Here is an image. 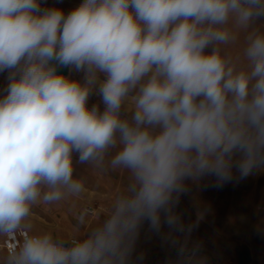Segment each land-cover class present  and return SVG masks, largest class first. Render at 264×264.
I'll return each instance as SVG.
<instances>
[{
	"label": "clouds",
	"instance_id": "obj_1",
	"mask_svg": "<svg viewBox=\"0 0 264 264\" xmlns=\"http://www.w3.org/2000/svg\"><path fill=\"white\" fill-rule=\"evenodd\" d=\"M5 72L0 239L78 196L76 164L127 180L97 222L26 231L0 264H144L142 235L205 264L182 195L264 172V0H0Z\"/></svg>",
	"mask_w": 264,
	"mask_h": 264
},
{
	"label": "rangeland",
	"instance_id": "obj_2",
	"mask_svg": "<svg viewBox=\"0 0 264 264\" xmlns=\"http://www.w3.org/2000/svg\"><path fill=\"white\" fill-rule=\"evenodd\" d=\"M82 0H44V6L57 7L65 13L77 7ZM234 51V49H233ZM68 75V74H67ZM79 73H72V78L79 79ZM7 83V72L0 73V89ZM99 103L97 96L91 97L89 106ZM103 106L101 105V108ZM74 175L82 179L83 191L75 197H68L55 204L39 203L32 209L30 219L24 225L22 233L29 230H58L61 234L76 233L78 220L83 218L88 223L97 222L107 211L112 198L126 183L127 175L120 171L102 172L89 165H75ZM214 177H205L199 185H189V192L182 195L177 211L182 215L186 224L195 223L198 214L202 213L190 236L191 242L201 245V253L213 244L212 236L220 232L226 222L234 218V209L238 206V190L236 186H246L245 179H234L222 187H214ZM83 230V228H81ZM10 246L5 239H0V250ZM139 248L146 253L144 264H156L159 258H166L170 264H175V250L162 244L159 237H141ZM242 259H246L245 256ZM225 264H238L236 260Z\"/></svg>",
	"mask_w": 264,
	"mask_h": 264
},
{
	"label": "crops",
	"instance_id": "obj_3",
	"mask_svg": "<svg viewBox=\"0 0 264 264\" xmlns=\"http://www.w3.org/2000/svg\"><path fill=\"white\" fill-rule=\"evenodd\" d=\"M245 181L246 186H236L240 203L234 218L212 236L213 244L202 253L205 264L238 262L239 255L246 257L245 264H264V172H254ZM156 264L170 261L159 258Z\"/></svg>",
	"mask_w": 264,
	"mask_h": 264
},
{
	"label": "built area",
	"instance_id": "obj_4",
	"mask_svg": "<svg viewBox=\"0 0 264 264\" xmlns=\"http://www.w3.org/2000/svg\"><path fill=\"white\" fill-rule=\"evenodd\" d=\"M24 234L21 232L20 236L17 239H5V242L10 246H14L20 242V238H22Z\"/></svg>",
	"mask_w": 264,
	"mask_h": 264
},
{
	"label": "water",
	"instance_id": "obj_5",
	"mask_svg": "<svg viewBox=\"0 0 264 264\" xmlns=\"http://www.w3.org/2000/svg\"><path fill=\"white\" fill-rule=\"evenodd\" d=\"M64 74L65 75H67L68 74V72H67V70H64ZM247 262V259H242V256L241 255H239V258H238V264H245Z\"/></svg>",
	"mask_w": 264,
	"mask_h": 264
}]
</instances>
